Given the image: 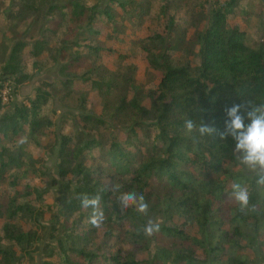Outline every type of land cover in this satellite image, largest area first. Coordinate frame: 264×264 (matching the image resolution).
<instances>
[{"label":"trees","instance_id":"trees-1","mask_svg":"<svg viewBox=\"0 0 264 264\" xmlns=\"http://www.w3.org/2000/svg\"><path fill=\"white\" fill-rule=\"evenodd\" d=\"M45 1L0 0V29L30 13V34L41 37L33 45V62L24 59L26 43H14L9 57H0L1 76L27 83L52 39L60 44L63 91L81 84L107 105L101 115L81 116L87 136L69 134L61 124L54 169L62 181L50 193L38 186L44 174L36 157L56 127L52 106L59 88L43 82L33 97L8 109L0 86V264L36 260L39 250L42 264H254L260 255L264 261V189L254 173L235 170L241 166L235 142L218 135L226 108L249 100L264 104V39L251 46L245 30L228 23L252 12L245 0H49L46 7ZM128 20L134 27L124 24ZM147 21L161 28L138 41L162 75L148 92L152 107L143 104L137 88L132 98L114 100L109 115L122 77L103 67L101 57L109 51L104 34L118 42ZM196 57L200 63L193 66ZM86 103L83 94L81 107ZM123 114L129 123L122 138L110 120ZM188 119L197 125L204 120L217 133L193 143L185 134ZM234 182L249 190L245 212L229 198ZM132 191L144 196L146 216L133 208L120 211L118 198ZM83 194L101 196L105 221L99 229L89 223L92 209L81 207ZM176 216L197 234L174 225ZM148 219L160 224L151 237L138 234ZM153 241L158 246L152 260L132 249L145 252Z\"/></svg>","mask_w":264,"mask_h":264},{"label":"rangeland","instance_id":"rangeland-1","mask_svg":"<svg viewBox=\"0 0 264 264\" xmlns=\"http://www.w3.org/2000/svg\"><path fill=\"white\" fill-rule=\"evenodd\" d=\"M22 2V0H16ZM249 12L248 15L230 17L228 20L229 27H239L245 30L247 34V41L251 46H257L261 39H264V0H245ZM49 4V0L45 1ZM53 4V3H52ZM262 13V15H261ZM127 26L134 23L132 20L125 21ZM46 24H42L41 32L45 28ZM0 57L8 58L11 53V48L17 41H23L26 43L24 50V59L28 62H33L34 59L31 56L33 51V45L36 40L40 39V34H30V13H26L21 18H17L14 24L3 25L0 29ZM125 35L120 36L119 41L112 42L107 39L109 32H105L103 40L105 46L109 50L103 52L101 62L104 68H107L110 73L120 75L122 77L121 87L122 89L111 99L113 101L109 105V115L114 111V100L119 99L121 96H126L128 99L132 98L134 91L137 88H142L143 104L146 107H152V100L148 97V92L152 91L158 86L161 80V73L154 70L149 64L146 55L141 52L138 47V41L148 37L152 32L161 30L159 26L152 24L147 21L143 25V29L138 33H131L132 29H128ZM40 32V33H41ZM30 36L34 38L30 39ZM48 38L46 35L45 39ZM50 42V50H47L40 55L36 60V66L34 75L25 84H17L16 77L11 76L10 78L3 77L0 74V86H4L9 83L13 87L12 94L8 102L4 103L6 108H11L17 104H22L26 98H31L35 95L37 88H39L43 82H51L57 87L60 92L58 96L54 98L53 111L55 112L54 122L56 127L50 133L49 137L43 145L45 149L36 157L38 159V168L42 171V180L38 182L40 188H44L47 192H55L59 187L62 180H60L55 172L56 159L61 143L60 129L61 124L68 125L70 130L68 133H73L75 136L80 135L83 132L86 136L88 131L84 128L85 124L81 121L83 114H96L101 115L104 106L107 105L103 97L97 92L88 89V87L77 84L76 87L70 91V93L64 92L62 85L59 83L64 81V78L60 75L61 61L58 58V50L60 44L54 42L52 39H48ZM200 63L199 58L193 59V66ZM7 78V79H6ZM2 89V90H3ZM55 91V92H56ZM62 92V93H61ZM87 98L85 107H81L82 95ZM110 101V102H111ZM88 112V113H86ZM112 123V132L117 133L122 138L124 137L123 131L128 126L129 117L126 114L121 115L118 120H110ZM235 170L243 171L248 173L242 166H237ZM23 184H26L23 182ZM55 202V199L48 200V203ZM49 216H46V221L49 220ZM174 225H177L185 232L192 235L197 234V228L194 225L188 224L184 217L176 216ZM48 240V238H46ZM45 242H43L44 244ZM157 243L155 241L148 244V250L141 251L139 246H133L132 249L138 252L140 259L152 260L156 252ZM255 258L256 254L253 252H246ZM258 255V254H257ZM33 257L36 258L26 259L24 264H42L43 262V251L39 250L37 253H33ZM262 256H256L254 264H263Z\"/></svg>","mask_w":264,"mask_h":264},{"label":"clouds","instance_id":"clouds-1","mask_svg":"<svg viewBox=\"0 0 264 264\" xmlns=\"http://www.w3.org/2000/svg\"><path fill=\"white\" fill-rule=\"evenodd\" d=\"M227 119L225 127L218 135L221 140L231 137L234 140L233 154L239 165L249 172L255 174V183L258 189H264V104H255L253 101H245L239 105H233L225 109ZM250 123L245 124V120ZM185 134L189 135L193 143L199 138L212 136L217 133V129L205 124L204 120L195 124L192 119L185 121ZM229 198L238 206V211L245 212L250 206V194L247 186L239 182L231 185ZM101 196L97 194L89 197L83 194L80 197L81 207L92 209L89 223L99 229L105 221L103 211L100 209ZM118 206L121 212L133 208L138 214L147 215L148 204L143 195L135 191L122 194L118 198ZM254 209V206H252ZM160 231L159 222L148 219L146 224L138 230L146 237H151Z\"/></svg>","mask_w":264,"mask_h":264},{"label":"built area","instance_id":"built-area-1","mask_svg":"<svg viewBox=\"0 0 264 264\" xmlns=\"http://www.w3.org/2000/svg\"><path fill=\"white\" fill-rule=\"evenodd\" d=\"M12 91H13L12 85L7 83L4 86V89L1 91L3 104L8 102V100L10 99V96L12 94Z\"/></svg>","mask_w":264,"mask_h":264}]
</instances>
